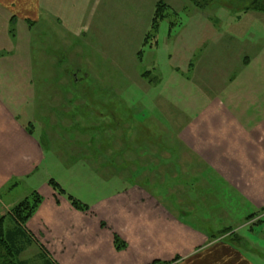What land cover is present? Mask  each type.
Here are the masks:
<instances>
[{
  "label": "rangeland",
  "instance_id": "374dc122",
  "mask_svg": "<svg viewBox=\"0 0 264 264\" xmlns=\"http://www.w3.org/2000/svg\"><path fill=\"white\" fill-rule=\"evenodd\" d=\"M160 1L169 7V15L156 37L143 46ZM256 1L260 0H211L199 8L189 0H146L142 10L121 19L116 14L112 19L77 20L82 27L76 33L67 30L66 21L55 20L66 27L63 37L54 36L58 31L53 20L31 22L37 25L30 36L36 134L46 150L45 163L31 185L53 179L82 202L97 201L131 179L161 191L172 188L181 210L195 208L197 218L211 223L213 231L231 228L226 233L228 241L234 235L249 238L257 264H264V213L247 221L259 211H247L228 189L226 196L216 195L221 188L201 178L197 164L185 162L188 159L179 164L169 160L175 155L172 144H179L177 133L208 97L218 96L219 83L228 76L240 78L242 67L237 61L231 64L232 56L244 53L243 57L252 58L253 51L264 47L256 43L258 37L264 40V13L251 9ZM15 31L19 33L14 27ZM131 126L138 128L131 131L133 138L167 144L169 148L164 147L162 153L168 162L153 163L155 158L149 156L138 164L134 159L131 165L109 164L107 141L113 135L117 142L125 139ZM137 149L133 146L132 151ZM143 149L149 155L150 147ZM188 155L182 150L180 156ZM167 179L178 184H167ZM16 188L0 192V212L33 192L27 186ZM34 244L21 258L46 264L41 254L47 253Z\"/></svg>",
  "mask_w": 264,
  "mask_h": 264
},
{
  "label": "crops",
  "instance_id": "0c3cea01",
  "mask_svg": "<svg viewBox=\"0 0 264 264\" xmlns=\"http://www.w3.org/2000/svg\"><path fill=\"white\" fill-rule=\"evenodd\" d=\"M145 4L146 0H0V192L27 186L43 197L26 231L54 264H257L249 238L243 236L233 245L228 234L219 235L222 228L213 231L211 223L197 218L195 208L181 210L172 188L161 191L131 179L97 201L77 199L90 208L81 212L57 195L46 180L31 185L46 160L44 142L36 134L30 36L37 25L31 22L66 21L67 30L76 33L82 27L77 20L112 19L116 14L121 19ZM14 22L19 33L10 32ZM56 23L54 36L63 37L66 27ZM256 41L264 46L262 38ZM60 42L64 41L60 38ZM253 52L252 58L243 57L244 53L232 56L231 64L237 61L242 67L240 78L228 76L219 83L218 96L208 97L179 130V144L171 147L175 155L168 157L176 164L188 159L185 162L201 165H195L201 178L221 188L216 195L226 196L228 189L252 212L264 208V47ZM73 78L79 80L76 75ZM133 130L138 128L131 126L119 142L114 135L107 141L109 164L131 165L133 159L138 164L149 156L155 158L153 163L168 162L162 153L164 147L169 148L167 144L143 143L141 137H132ZM131 141L139 148L135 152ZM148 144L149 155L143 149ZM182 150L191 155L180 156ZM168 180L165 183L178 184ZM14 181L18 184L9 188ZM10 209L5 205L1 217ZM116 236L126 244L125 250L116 249Z\"/></svg>",
  "mask_w": 264,
  "mask_h": 264
},
{
  "label": "trees",
  "instance_id": "16d2710c",
  "mask_svg": "<svg viewBox=\"0 0 264 264\" xmlns=\"http://www.w3.org/2000/svg\"><path fill=\"white\" fill-rule=\"evenodd\" d=\"M199 8L205 7L211 0H189ZM252 10L264 13V0L256 1L252 4ZM155 12L151 21V28L149 33L144 37L143 46L147 45L152 39H154L158 33L160 24L169 15V7L164 2H158L155 6ZM12 21V20H11ZM14 23L11 25V33L14 32ZM143 51H139L141 57ZM145 77L146 74H143ZM49 186L55 191L57 195L64 196L70 202V204L78 211L87 212L89 206L83 204L71 195H68L66 191L60 186L59 183L53 179L49 180ZM43 202V198L37 193L32 192L30 196L21 201L18 205L10 209L7 216L0 218V264H32L28 260L21 259V255L34 244L31 240V236L26 231V225L28 221L35 215L40 205ZM264 213V208L259 211L258 214L250 215L246 220L251 221L258 217V215ZM8 220H10L9 226H7ZM231 228H226L219 234L225 235L230 233ZM242 238L234 235L229 242L236 245L235 242H240ZM115 246L118 251L126 249V244L119 238L115 237ZM41 257L45 259L46 264H54L47 259L46 254L43 252ZM152 264H173L155 261Z\"/></svg>",
  "mask_w": 264,
  "mask_h": 264
}]
</instances>
